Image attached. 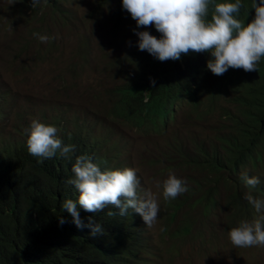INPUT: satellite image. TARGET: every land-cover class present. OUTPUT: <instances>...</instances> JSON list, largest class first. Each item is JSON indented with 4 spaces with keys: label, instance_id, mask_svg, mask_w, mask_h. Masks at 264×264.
Returning <instances> with one entry per match:
<instances>
[{
    "label": "trees",
    "instance_id": "1",
    "mask_svg": "<svg viewBox=\"0 0 264 264\" xmlns=\"http://www.w3.org/2000/svg\"><path fill=\"white\" fill-rule=\"evenodd\" d=\"M65 1L40 0L33 8L31 0H17L26 12L34 16L39 12L42 21L58 15L67 22ZM223 2L235 0H213L206 20L211 19L214 4ZM241 2L243 7L234 18L250 23L255 17L253 0ZM105 11L104 26L111 34H126L131 42L122 59L111 67L115 88L109 100L103 99L105 116L133 129L138 143L130 160H124L125 144L113 145L110 137L98 141L94 126L84 124L76 133H57L64 145L75 146L73 152L64 156L58 150L52 158L35 157L28 151L26 130L33 120L46 119L45 111L39 109L38 113L31 106L18 109L0 77V136L10 122L9 137L0 142V264L153 263L158 255L151 244L153 233L139 214L129 210L128 215L120 216L111 205L90 213L78 206L85 223L94 217L104 228V235L92 238L90 229L77 228L73 217L62 209L64 201L78 200L77 189L67 180L74 178L72 168L79 156L89 157L104 171L137 169L136 156L145 152L164 174L174 173L186 180L187 192L163 201V216L167 213L169 226H176L165 232L177 254L189 237L207 239L199 226L203 221L223 215L231 230L260 215L245 194L264 199V57L257 71L230 68L221 76L207 69L212 58L208 52H190L180 60L161 62L139 50V38L133 31H149L160 38L154 25L137 28L122 0L98 2L86 18L97 21L99 12ZM34 33L44 35L45 31L31 30V41L21 52L44 45ZM45 35L49 36L47 29ZM36 54L34 59L45 55L42 51ZM174 126H179L178 131L173 132ZM242 171L259 177L260 184L246 186ZM137 176V192L143 196L144 177L139 170ZM110 211L116 215H108Z\"/></svg>",
    "mask_w": 264,
    "mask_h": 264
},
{
    "label": "rangeland",
    "instance_id": "2",
    "mask_svg": "<svg viewBox=\"0 0 264 264\" xmlns=\"http://www.w3.org/2000/svg\"><path fill=\"white\" fill-rule=\"evenodd\" d=\"M103 1L66 0L62 6L69 20L64 22L58 15H49L42 21L39 12L36 16L26 12L17 0H0V77L18 109L31 106L38 113L39 109L44 110L42 115L47 118H41V122L57 127L60 135L62 131L76 133L84 124L94 126L98 141L110 137L113 145L125 144L123 159L129 161L138 143L137 134L105 116L103 99L109 100L110 91L115 88L111 67L130 48V38L110 33L109 27L104 26L106 11L99 12V22L86 18ZM34 29L40 33L44 30L45 34L47 29L49 37L56 38L51 44L43 43L41 48L32 45L21 52L20 48L31 41ZM41 51L46 56L34 59ZM183 110L185 107L178 117ZM178 128L174 126L173 132ZM9 133L10 122H6L1 143ZM135 165L144 177L146 191L151 190L160 204L157 221L151 227V244L157 245L160 253L152 264H264V246L237 248L231 243L230 222L223 215L199 224L206 240L191 236L179 254L173 252L165 230L176 226H169L167 213L163 216V182L168 176L152 163L148 153L137 155Z\"/></svg>",
    "mask_w": 264,
    "mask_h": 264
},
{
    "label": "clouds",
    "instance_id": "3",
    "mask_svg": "<svg viewBox=\"0 0 264 264\" xmlns=\"http://www.w3.org/2000/svg\"><path fill=\"white\" fill-rule=\"evenodd\" d=\"M39 3L40 0H31L33 8ZM210 5H213V0H122L123 9L136 21L137 28L154 25L161 33L157 38L149 31L133 29L139 38V50H146L161 62L180 60L190 52H208L212 58L207 62V69L214 75L221 76L230 68L257 71V64L264 57V0H253L255 17L247 24L234 18V14L243 7L241 0L215 3L211 19L206 20ZM106 16L108 18V14ZM34 36L44 43L56 38L39 33H34ZM26 131L28 151L35 157L52 158L58 150L67 156L74 151V145L63 144L55 126L33 120ZM72 171L74 178L68 179L67 183L77 189L78 200L68 199L61 207L73 217L77 228L90 229L92 238L104 235V228L94 217H88L85 223L78 206L86 212L97 213L111 205L119 210L120 216L128 215L129 210L139 214L149 228L156 223L160 213L158 197L146 189L143 196L138 195V169L102 171L89 157L79 156ZM241 179L249 188L260 184L259 177H249L246 171H242ZM187 191V181L174 173H169L163 182L164 200L176 199ZM245 199L260 215L252 222L242 221L238 227L232 228L230 241L237 248L264 246V199L254 198L250 193L245 194ZM108 215L116 213L110 211ZM64 222L61 218L60 223ZM155 246L157 254L160 253Z\"/></svg>",
    "mask_w": 264,
    "mask_h": 264
}]
</instances>
